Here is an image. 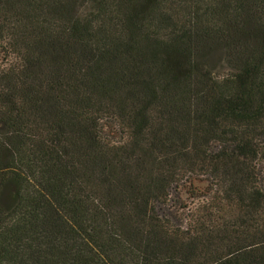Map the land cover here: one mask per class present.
<instances>
[{
	"label": "trees",
	"instance_id": "16d2710c",
	"mask_svg": "<svg viewBox=\"0 0 264 264\" xmlns=\"http://www.w3.org/2000/svg\"><path fill=\"white\" fill-rule=\"evenodd\" d=\"M262 163L264 0H0V264H264Z\"/></svg>",
	"mask_w": 264,
	"mask_h": 264
},
{
	"label": "rangeland",
	"instance_id": "374dc122",
	"mask_svg": "<svg viewBox=\"0 0 264 264\" xmlns=\"http://www.w3.org/2000/svg\"><path fill=\"white\" fill-rule=\"evenodd\" d=\"M224 70H218L217 72H220V73H222ZM215 73H216V70H215ZM12 159H13V154L11 153V151L10 150H6L5 151V156H4V163H3V165L4 166H7V165H11V161H12ZM263 164V167H264V163H262ZM263 171H264V168H263Z\"/></svg>",
	"mask_w": 264,
	"mask_h": 264
}]
</instances>
